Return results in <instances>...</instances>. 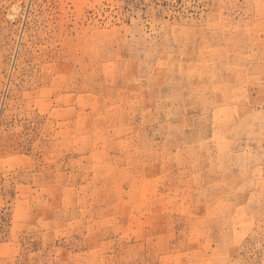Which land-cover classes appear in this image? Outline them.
Wrapping results in <instances>:
<instances>
[{
  "label": "rangeland",
  "instance_id": "rangeland-1",
  "mask_svg": "<svg viewBox=\"0 0 264 264\" xmlns=\"http://www.w3.org/2000/svg\"><path fill=\"white\" fill-rule=\"evenodd\" d=\"M0 264H264V0H0Z\"/></svg>",
  "mask_w": 264,
  "mask_h": 264
}]
</instances>
